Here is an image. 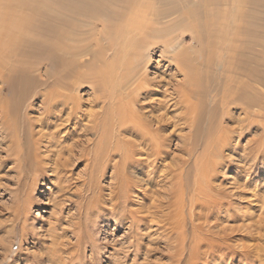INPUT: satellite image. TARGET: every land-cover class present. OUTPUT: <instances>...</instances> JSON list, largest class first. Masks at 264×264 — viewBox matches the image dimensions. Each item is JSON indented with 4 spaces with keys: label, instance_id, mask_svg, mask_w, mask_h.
<instances>
[{
    "label": "bare ground",
    "instance_id": "obj_1",
    "mask_svg": "<svg viewBox=\"0 0 264 264\" xmlns=\"http://www.w3.org/2000/svg\"><path fill=\"white\" fill-rule=\"evenodd\" d=\"M240 2L238 0L237 6ZM223 4H226V1L0 0V95L5 85L9 87V93L14 90L13 85L20 88L16 95L19 103L13 101L11 105L9 103L11 98L3 101L0 104V116L6 117L4 120H7L15 106L21 108L25 101L37 96L40 99L37 108L42 110L41 113L39 112L42 130H48V126H45L53 121L72 122L73 125L78 123L79 126L65 131V134H68L66 139L65 136L59 138L53 133L46 134L44 139L37 137L38 139L34 140L35 143H31L33 151L38 144L42 146V153L45 154L38 155L29 171L35 179L40 174L44 178L47 177L50 154H56L51 172L59 179L62 189H65L67 172L71 165L70 158L74 155L83 157L86 178L84 182L82 181L83 191L76 205H81L79 213L84 214L86 222L92 220L95 226L97 221L92 216L95 214L96 217L101 216L100 205L102 207V205L110 204L108 213L112 217L118 214V206H122L125 216L118 219L132 217V223H135L137 232L142 231L139 228L141 225L145 227L148 223L146 228L149 225L159 226L157 228H162L170 236L172 233L182 236L184 248L188 240H186L187 229L184 227L186 220L182 216H188L193 231L188 239H197L200 234L198 227L194 226L196 206L201 207L211 203L212 198L209 197L208 190L212 189V186L210 183L207 184L209 181L205 182V178L209 176V170L213 172L214 166L221 162L223 156L229 157L233 153L234 148L239 145L241 132L248 126H260L262 136L258 139L264 143V75L245 74L244 61H242L246 50L251 54L256 51L264 55V24L258 21L249 24L255 29L249 28L250 31L245 29L246 37L256 38L257 41L246 43L244 28L239 19L240 23L238 21L236 24V22L233 27V37L230 36L235 43L232 49L229 43V33H231L229 22L234 24V19L238 17L237 13L241 12L239 13L237 8L236 16L231 15V9L220 7ZM204 5L211 9H203ZM260 6L264 7V0ZM256 14L257 11L254 10V15ZM225 16L229 17V21ZM250 18L258 19L256 16ZM98 21L101 22L99 28L93 24ZM210 27H214L212 32L209 30ZM185 35H188V40ZM212 39L213 47L205 46L207 43L205 40ZM257 46L259 49L256 48ZM30 53L43 55L44 59L55 62L66 57L77 78L69 74L72 70H69L68 76L49 78L47 73L49 74L50 71L42 73L39 66L30 67L29 70H17L16 73L17 55L25 57ZM154 53L155 55L159 53L160 59L172 64L170 80L163 82L164 80L156 76L155 71H150L151 64L162 67L159 61L152 62ZM215 57L221 59L215 66L224 76L220 100L223 110L220 112L221 118L217 119L219 120L216 127L218 129L215 128L217 134L214 135L212 131L208 134L211 136L206 151L207 156L204 157L206 160L197 172V180L202 181L204 187L197 185L202 189L196 195L193 194L188 206L185 204L186 191L182 186L175 191L171 205L168 204L169 199L166 196L164 203L161 197L156 199L159 203L155 201L153 203L152 198L151 206L153 205L154 211L150 210L151 207L147 208L146 211L151 214L140 216L142 212L140 204L137 203L138 208L135 207L136 204L133 205L134 202L129 195L130 189L138 185L133 184L131 187V182L127 181L124 170H127L128 166L132 168L140 166L138 169L140 171L142 164H151L157 169L162 167L159 173H162L163 169H168L172 161L171 159L169 162L171 152L168 150L171 144L169 133L172 130L166 133L163 117L166 115V109L171 107L170 104L176 107L175 117L177 118L178 115L181 123L187 127V134L192 135L193 128L199 129L200 126L208 129L209 119L204 125L202 116L197 112L193 88L197 87L198 70L200 71L204 64L206 67L209 66L208 63ZM254 58L264 63V56ZM195 63L200 64L198 68ZM82 84L88 85V89L94 93V98L83 100V96L78 91V87ZM152 87L162 88L160 100L154 97L158 92ZM149 99H152L153 103L149 102ZM171 100H173L172 103ZM64 109L69 114H65ZM199 117H201L200 120ZM84 120H87L89 124L82 125L81 128L80 122ZM10 124L7 126L8 129L11 127ZM56 127L50 128H54L52 130L55 133L59 132V135H65L63 129L57 130ZM75 128H79L84 135L90 133L94 137L91 135L92 138L84 137L83 142L77 145L73 133ZM36 132L43 137L41 129ZM2 133L8 136L6 130ZM124 135L133 138L130 140ZM185 135H181V138ZM137 139L140 142L138 141L136 145ZM65 142L67 143L64 144ZM148 143H150L149 146ZM60 145L63 146L58 147ZM139 146V150H134ZM56 148L59 152H54ZM77 149H80L79 154L76 153ZM224 150L228 152L225 155L222 154ZM256 150L257 146L256 149L255 147L249 149L242 157L244 162L245 155L247 157L250 155L252 158ZM31 154L26 153L24 161L29 159L31 162ZM118 154H123L120 161L118 159L121 157ZM143 156L146 158L144 159ZM162 175L164 176V173ZM179 182L182 185L181 179ZM37 183L38 180L29 189L27 199H24L25 202L21 204L24 215V208L33 197ZM44 193L46 194L45 191ZM219 210L220 208L217 213ZM152 218L157 222H151ZM22 226L23 229L27 228L26 224ZM78 228L81 229L79 226ZM78 237L80 238V234ZM52 242L57 243L58 248L61 247L62 250L60 239L58 241L52 239ZM186 247L188 248L186 261L190 262L192 249L187 244ZM178 249L181 250L182 247ZM59 254H61L60 250L56 256L59 257Z\"/></svg>",
    "mask_w": 264,
    "mask_h": 264
},
{
    "label": "rangeland",
    "instance_id": "obj_2",
    "mask_svg": "<svg viewBox=\"0 0 264 264\" xmlns=\"http://www.w3.org/2000/svg\"><path fill=\"white\" fill-rule=\"evenodd\" d=\"M225 1L226 4L220 7L231 9V15L234 14L236 16L237 8H239V13L241 12L240 14L237 13L240 18L236 17L233 21L234 24L229 22L231 25V27L229 26L231 28V33H229L231 48L233 49L235 44L231 38L234 33L233 27L236 22V24H238V21L240 23V20L241 26L244 28L245 42L257 41L256 38L250 39V37H246L245 29L246 31L254 30L255 27L249 24L256 21L264 24V7L260 6L263 0H239V2L241 1L239 6H237L238 0ZM204 7L203 9L208 8L206 5ZM254 10L257 11L256 15H254ZM253 16L258 17V19L253 20L250 18ZM226 18L229 21V17L227 16ZM100 23L98 21L93 24L99 28ZM213 29L214 27H210L209 30L212 32ZM185 36L186 40H188V35ZM205 41L207 42L205 46L213 47V39ZM256 48L259 49V46ZM158 54L156 53L155 55L154 53L152 62L159 61L162 67L151 64V66L149 65L150 71H155L156 76L166 82L170 80L172 64L160 59ZM244 55L242 56V61H244L245 74L249 73L253 74V76H259L258 73H260L264 75V63L261 60L256 61L254 58L256 56L262 58L264 55L258 54L256 51L251 54L247 50L244 51ZM216 57L212 60L213 62L208 63L209 66L206 67L204 64L200 71L198 70L197 87L193 88L197 112L202 116L204 125L206 120L209 119L208 129L200 126L198 127L199 129L193 128L194 132L192 135L190 133L187 134V127L181 123L178 115L177 118L175 117L176 107L170 104L171 107L166 109V115L163 119L165 120L164 129H166V133L168 134L172 130L169 133L171 144L168 148L171 152L169 162L171 159L172 161L170 162L171 165H168L167 170L163 169L162 173H164V176L159 173L162 167L153 168L151 164H142L141 172L138 170L140 166L139 168L128 166V169L124 170L127 181L131 182V187L133 184L138 185L133 186L134 189H130L129 195L134 202L133 205L136 204L135 207L140 204L142 208V215L139 214L140 216L151 214L146 211L147 208L151 207L152 209L150 210L154 211L153 205L151 206L152 198L153 203L154 201L155 203L157 202L156 199L161 198L164 203L167 197L169 199L168 204L171 205L174 201L175 191L182 186L186 191L185 204L188 206L193 194L195 193L196 195L204 187L203 182L197 180V172L206 160L204 157L207 156L206 151L208 150L211 136H208V134L211 131L213 134L215 133L214 135L217 134L215 132L219 121L217 119L221 118L222 113L220 112L223 110L220 100L224 76L222 71L216 69L215 65L221 60ZM65 58L62 57L60 61L55 62L51 59H44L43 55H35L33 53L26 54L25 57L17 55V59L14 56V62L18 61L15 71L17 73V70H29L30 67L39 66L42 73L50 71L49 74L52 76L47 73L49 78L53 76L65 77L68 76L69 70H72V65H69L70 62ZM203 60H206L205 56ZM199 65L195 63L196 68ZM72 71L69 74L76 79L77 74ZM14 86H12L14 90H11L13 94L12 92L9 93L7 85L2 88L0 104L9 98H11V100L9 99L11 105L13 101L19 103L16 95L20 88ZM88 90V85L82 84L78 87L79 94L83 96V100L94 98V93ZM161 90V87H157L156 91L158 94L154 95L159 100L162 97ZM36 98L37 96H33L32 99L25 101L21 108H16L15 106L12 116L10 115L7 120H4L6 117L0 116V264H264V143L258 139L262 136V130L259 125L248 126L244 129L241 132L239 145L234 148L233 153L229 157L223 156L221 162L216 163V167L214 166L213 172L209 170V176L206 177L207 179L205 178V182L209 181L207 184L210 183L212 186V189L208 190V195L212 198L211 203L201 207L196 206L195 209L194 226L198 227L201 236L197 238L198 240L196 238L188 239L193 231L188 216H182L186 220L184 227L189 231L186 230V240L189 243L186 241V244L192 249V257L190 259L192 262H188L186 261L188 248L186 244L183 248L182 236L174 235L173 233L170 236L162 228H157L159 226L156 225H149L146 228L149 223L145 227L141 225L139 228L142 231L139 233L135 230L136 227L135 223H132V217L128 216L127 219L123 220L118 219L124 215L122 206H118V214L112 217L108 213L110 204L108 206L102 205V207L100 205L101 216L96 217V214L92 216L97 221L95 226L92 220L86 222L84 214L79 213L81 205H76L77 201L79 202V195L83 191L82 183L86 178V173L83 170L85 169L83 157L74 155L70 158L71 165L68 168L67 186L65 189H62L59 179L51 172L56 154H50L47 177L44 178L41 174L36 179L33 177L29 170L38 155L42 153L43 148L37 144L36 150L33 151L31 143L34 144V140L38 139L37 137L44 139L48 133H53L59 138L65 136L66 139L68 134H65V131L79 126L78 123L73 125L72 122H61L59 120L57 123L56 121L49 125L47 123L45 127L48 126V130H42L43 125L41 126L39 123L42 110L37 108L39 106L37 104H40V99ZM149 100V102L153 103L152 99ZM170 102L172 103L173 100ZM64 111L65 114H69L66 109ZM86 121H83L84 124L80 122L81 128L82 125L89 124ZM9 124L11 125L10 129L7 128ZM175 124L176 126L174 127ZM228 125H230L229 122ZM51 126H57V130L63 129V134L65 135H59V132L55 133L52 130L54 128H50ZM258 127L259 129H257ZM38 129H41L44 134L43 137L36 132ZM174 129H176L175 132ZM5 130L8 136L2 133ZM73 133L77 145L83 142L84 137H94L90 133L84 135L79 128H75ZM183 134L186 135L181 138ZM126 138L132 140L133 137L127 135ZM138 141V139L135 141L136 145ZM17 143L18 147H16ZM149 144L147 145L149 146ZM61 146L63 145L58 147ZM256 146L258 151L254 152V157L251 158L250 155L249 157L245 155L246 161L244 162L242 159L243 155L252 147L256 149ZM139 148L140 146L134 150H139ZM225 151H223V155L228 153ZM54 152H59V149L56 148ZM26 153L27 155L32 153L30 156L32 157L31 162L29 159L24 161ZM76 153L79 154L80 149H77ZM126 154L128 155L129 153ZM121 155L123 156V154H118L119 157ZM122 158H119L118 161L122 160ZM213 160L217 161L216 159ZM119 164L121 165V162ZM179 179H181L182 185H180ZM36 180H38L37 188L30 202L24 208V215L21 204L27 199L26 195ZM39 203L41 204L39 205ZM219 208L218 213L220 215L217 213ZM17 209L18 213H16ZM80 215L82 216L80 217ZM152 220L150 221L157 222ZM22 224H26L27 228L23 229ZM78 234H80V238ZM52 239H57V241L60 239L62 250L61 247L60 249L58 248L59 245L57 243L53 244ZM53 246H56V248H53ZM200 246H202L201 249L199 248ZM179 247H182V249L179 250ZM59 250L61 254L57 257L56 254L59 253Z\"/></svg>",
    "mask_w": 264,
    "mask_h": 264
}]
</instances>
